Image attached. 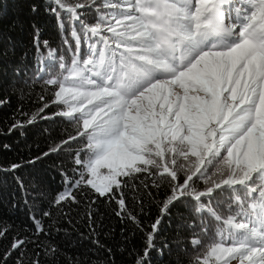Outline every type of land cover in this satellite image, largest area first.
Listing matches in <instances>:
<instances>
[{
  "label": "snow or ice",
  "instance_id": "obj_1",
  "mask_svg": "<svg viewBox=\"0 0 264 264\" xmlns=\"http://www.w3.org/2000/svg\"><path fill=\"white\" fill-rule=\"evenodd\" d=\"M50 3L72 43L65 39L64 54L49 50L44 82L61 106L53 115L77 126L43 153L68 157L55 202L75 201L72 189L105 197L121 177L159 175L168 192L136 264L163 255L154 243L161 219L181 206L194 218L191 264H264V0ZM24 126L14 121L9 132ZM118 204L123 211L124 199ZM23 244L15 240L0 259L7 264Z\"/></svg>",
  "mask_w": 264,
  "mask_h": 264
},
{
  "label": "trees",
  "instance_id": "obj_2",
  "mask_svg": "<svg viewBox=\"0 0 264 264\" xmlns=\"http://www.w3.org/2000/svg\"><path fill=\"white\" fill-rule=\"evenodd\" d=\"M51 7L55 5L50 0H0V229H7L0 236V257L15 240H23L7 264H136L168 192L159 175L121 177L122 186L105 197L90 187L72 189L75 201L55 202L57 194L66 191L60 165L68 168V157L43 153L75 135L77 126L53 115L61 106L53 103V89L44 82L47 65L55 59L49 50L64 54L65 39L72 43L71 28L58 27ZM95 16V11L87 12L86 22ZM37 67L44 71L37 72ZM33 117L34 122L27 123ZM14 121L25 126L9 132ZM38 156L43 158L29 163ZM13 164L20 167L12 170ZM120 198L125 201L123 211ZM30 215L40 221L43 232L37 233ZM193 219L182 206L163 216L154 243L164 251L162 256L151 252L152 264H191L196 253L188 242L192 232L187 225ZM0 264H5L3 259Z\"/></svg>",
  "mask_w": 264,
  "mask_h": 264
},
{
  "label": "rangeland",
  "instance_id": "obj_3",
  "mask_svg": "<svg viewBox=\"0 0 264 264\" xmlns=\"http://www.w3.org/2000/svg\"><path fill=\"white\" fill-rule=\"evenodd\" d=\"M255 175V174H254ZM234 264H235V262H234Z\"/></svg>",
  "mask_w": 264,
  "mask_h": 264
}]
</instances>
